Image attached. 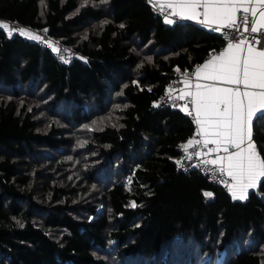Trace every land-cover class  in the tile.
I'll return each mask as SVG.
<instances>
[{
    "label": "trees",
    "instance_id": "trees-1",
    "mask_svg": "<svg viewBox=\"0 0 264 264\" xmlns=\"http://www.w3.org/2000/svg\"><path fill=\"white\" fill-rule=\"evenodd\" d=\"M0 19L85 59L0 30V264H264V181L238 202L180 172L194 127L153 107L216 36L144 0H0Z\"/></svg>",
    "mask_w": 264,
    "mask_h": 264
},
{
    "label": "snow or ice",
    "instance_id": "snow-or-ice-1",
    "mask_svg": "<svg viewBox=\"0 0 264 264\" xmlns=\"http://www.w3.org/2000/svg\"><path fill=\"white\" fill-rule=\"evenodd\" d=\"M155 10L164 14L166 24L174 23L170 17L193 20L211 27L213 31L235 29L237 32L264 34V0H149ZM0 30L11 36H21L41 41L43 38L23 28L10 26L0 21ZM47 31V30H45ZM241 39H229L226 48L211 59L198 65L192 76L197 81L194 90L182 91L180 99L191 98V111L197 126L196 135L182 145L186 158L189 147L202 146L207 152L216 153L215 159L204 160V165H215L216 170L231 178L226 186L233 200H246L250 189L258 186L264 178V158L252 138V121L256 112L264 114V48H258L259 40L250 41L241 33ZM54 53L61 50L51 41H45ZM67 62V60H65ZM184 83L191 86L189 74L185 72ZM222 84L225 86H217ZM188 104L182 107L187 110ZM199 136L200 139H197ZM213 145L214 147H209ZM223 151L226 155H219ZM211 196L212 193H204ZM132 206H135L133 203Z\"/></svg>",
    "mask_w": 264,
    "mask_h": 264
},
{
    "label": "built area",
    "instance_id": "built-area-1",
    "mask_svg": "<svg viewBox=\"0 0 264 264\" xmlns=\"http://www.w3.org/2000/svg\"><path fill=\"white\" fill-rule=\"evenodd\" d=\"M144 2L147 4V6L152 10V12L156 16L164 20V14H161L158 10H155L153 5L149 2V0H144ZM170 18L174 20V23H180L179 18L177 17H170ZM0 21L8 23L10 26H16L17 28H23L27 31H30L31 33L40 35L43 38V40L41 41H36L32 39L30 40L37 43L39 47L51 51L54 58L62 64H70L76 60H79V61L85 60L74 48L56 40L47 31L43 29H30L28 27L20 25L18 22H15V21H5L1 19ZM210 32L220 40L221 46L218 49H213L209 51L206 58H211L212 55L218 54L225 46H227L229 39H231L233 42H238L242 38L241 33H243L244 37H248L250 41L258 39L259 44L256 46L258 48H264V34H249L247 32H243V28H241L239 32H237L235 29H224L220 32H217V31H213L212 28L210 27ZM13 34L20 35L18 32H14ZM22 37L29 39L25 36H22ZM45 41H51L54 44H56V46L59 47L61 50H66L62 52L63 59L61 58V54L54 53ZM65 60H67V62H65ZM195 69H196V66L190 70H177L173 74L172 80L168 83L166 88L163 90L162 94L159 95V97L154 102L153 107L158 110L177 111L192 119L194 117V113L193 115H188V111H191V98L189 97L186 99H180L179 97L182 95V91L194 90L195 84L198 83L195 77L192 76V73L194 72ZM185 72L189 74V78L191 79V86H187L184 83ZM185 104H188L189 107L187 110H182V107ZM193 136L194 135H192L190 139ZM254 137L255 135H252L253 139ZM196 138L200 139L199 136H196ZM186 143L187 142L181 143L178 146V151L180 152V155L178 159L175 161L177 169L180 172L185 173V174L196 172L200 174L202 177H204L212 186L217 187L226 193H229V190L226 185L231 182V178L228 177L226 174L221 175L216 170L217 166L203 164L204 160L215 159L216 157L215 153H212L206 156L201 155L197 157L194 154L196 151H200L203 153V152H207V149H204L202 146H198L196 148L189 147L187 155H191L192 158L187 159L186 153L182 147V145ZM209 147H213V146L209 145Z\"/></svg>",
    "mask_w": 264,
    "mask_h": 264
},
{
    "label": "crops",
    "instance_id": "crops-1",
    "mask_svg": "<svg viewBox=\"0 0 264 264\" xmlns=\"http://www.w3.org/2000/svg\"><path fill=\"white\" fill-rule=\"evenodd\" d=\"M179 21L180 22H183V23H187V24H192V25H194V26H197V27H199V28H201V29H205V30H208L209 32H210V27H205V26H203V25H201V24H199V23H197L196 21H193V20H184V19H179ZM163 22H164V20H163ZM165 23V22H164ZM172 24H175V23H172ZM221 46V42H220V44H219V47ZM226 48V46L221 50V51H223L224 49ZM220 51V52H221ZM219 52V53H220ZM218 53V54H219ZM207 57V56H206ZM209 59H211V58H206L203 62H201L200 64H198V65H202V64H204L206 61H208ZM198 65H196V67L198 66ZM195 67V66H194ZM193 67V68H194ZM198 83H214L213 81H204V80H199L198 81ZM168 85V84H167ZM217 86H225V85H222V84H217ZM166 88V87H165ZM189 120L191 121V123H192V125H193V127H194V132H193V134L192 135H196V132H197V126H196V124L194 123V120H193V118L191 119V118H189ZM260 132V131H264V114H262L261 112H256V114L254 115V117H253V121H252V135H255L256 134V132ZM191 135V136H192ZM190 139V138H189ZM253 141L255 142V144L257 145V149H258V151H259V143L257 142V140L255 139V137H254V139H253ZM213 146V145H212ZM214 147V146H213ZM260 152V151H259ZM261 154V153H260ZM215 155H217L216 153H215ZM219 155H226L223 151H221L220 153H219ZM261 157L263 158V156L261 155ZM264 181V178H261V180H260V182L258 183V186H257V188H255V189H250L249 190V192H248V197H247V199L250 197V195H253V194H257V192H258V189H259V187H260V184L262 183ZM229 195H230V197L232 198V196H231V193L229 192L228 193ZM246 199V200H247ZM246 200H234V201H238V202H244V201H246Z\"/></svg>",
    "mask_w": 264,
    "mask_h": 264
},
{
    "label": "bare ground",
    "instance_id": "bare-ground-1",
    "mask_svg": "<svg viewBox=\"0 0 264 264\" xmlns=\"http://www.w3.org/2000/svg\"><path fill=\"white\" fill-rule=\"evenodd\" d=\"M156 16V15H155ZM181 23V22H180ZM219 40V39H218Z\"/></svg>",
    "mask_w": 264,
    "mask_h": 264
}]
</instances>
